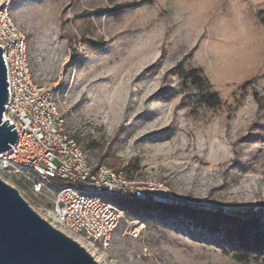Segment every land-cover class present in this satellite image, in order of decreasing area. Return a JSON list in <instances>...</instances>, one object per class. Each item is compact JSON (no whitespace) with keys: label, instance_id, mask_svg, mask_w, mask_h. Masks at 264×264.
<instances>
[{"label":"rangeland","instance_id":"rangeland-1","mask_svg":"<svg viewBox=\"0 0 264 264\" xmlns=\"http://www.w3.org/2000/svg\"><path fill=\"white\" fill-rule=\"evenodd\" d=\"M2 1L89 160L170 193L158 211L122 209L101 264H261L184 211L264 222V0ZM179 68L199 69L219 104L200 105ZM10 181L50 207L54 186Z\"/></svg>","mask_w":264,"mask_h":264},{"label":"built area","instance_id":"built-area-1","mask_svg":"<svg viewBox=\"0 0 264 264\" xmlns=\"http://www.w3.org/2000/svg\"><path fill=\"white\" fill-rule=\"evenodd\" d=\"M0 47L8 82L1 121L7 119L17 132L15 143L0 152V179L17 189L10 181L16 177L37 193L43 185L54 186L49 208L28 202L18 192L53 228L75 240L101 264V252L110 249L124 217L112 198L166 203L170 193L161 183L136 182L122 169L89 160L66 129L62 94L56 87L38 84L31 72L26 35L3 1Z\"/></svg>","mask_w":264,"mask_h":264},{"label":"water","instance_id":"water-1","mask_svg":"<svg viewBox=\"0 0 264 264\" xmlns=\"http://www.w3.org/2000/svg\"><path fill=\"white\" fill-rule=\"evenodd\" d=\"M8 82L0 47V152L16 141V129L1 121ZM0 264H98L75 240L53 228L0 179Z\"/></svg>","mask_w":264,"mask_h":264},{"label":"trees","instance_id":"trees-1","mask_svg":"<svg viewBox=\"0 0 264 264\" xmlns=\"http://www.w3.org/2000/svg\"><path fill=\"white\" fill-rule=\"evenodd\" d=\"M89 47L98 48L95 44H90ZM177 73L185 85L188 83L193 87L196 101L200 105L214 108L219 104L217 93L210 88L199 69L179 68ZM248 165L242 166V169H246ZM54 181L58 182L57 179ZM113 203L134 214H148L150 211L160 209L158 204L149 200L113 198ZM184 212L200 227L211 233H220L223 241L234 251L233 256L237 261L254 260L264 264V222L256 213L228 215L222 211L205 212L190 209Z\"/></svg>","mask_w":264,"mask_h":264},{"label":"crops","instance_id":"crops-1","mask_svg":"<svg viewBox=\"0 0 264 264\" xmlns=\"http://www.w3.org/2000/svg\"><path fill=\"white\" fill-rule=\"evenodd\" d=\"M28 55H29V65L31 72L33 73V75L36 77L37 80V69L34 68V48L28 49Z\"/></svg>","mask_w":264,"mask_h":264},{"label":"snow or ice","instance_id":"snow-or-ice-1","mask_svg":"<svg viewBox=\"0 0 264 264\" xmlns=\"http://www.w3.org/2000/svg\"><path fill=\"white\" fill-rule=\"evenodd\" d=\"M0 2H2V0H0Z\"/></svg>","mask_w":264,"mask_h":264}]
</instances>
